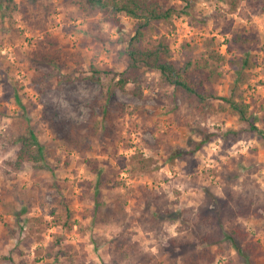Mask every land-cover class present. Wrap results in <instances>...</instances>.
<instances>
[{
  "label": "rangeland",
  "instance_id": "obj_1",
  "mask_svg": "<svg viewBox=\"0 0 264 264\" xmlns=\"http://www.w3.org/2000/svg\"><path fill=\"white\" fill-rule=\"evenodd\" d=\"M164 1L175 13L146 44L166 37L194 82L245 102L263 136L223 100L202 111L157 70L120 90L136 24L126 15L112 29L87 0L2 3L0 264H264V0ZM244 58L253 66L238 73L230 62ZM104 107L111 122L90 137ZM28 127L44 168L11 166ZM238 226L247 258L227 240Z\"/></svg>",
  "mask_w": 264,
  "mask_h": 264
},
{
  "label": "trees",
  "instance_id": "obj_2",
  "mask_svg": "<svg viewBox=\"0 0 264 264\" xmlns=\"http://www.w3.org/2000/svg\"><path fill=\"white\" fill-rule=\"evenodd\" d=\"M2 3H6V8L10 9V5H14V0H0V9H2ZM87 3L91 8L99 10L103 22L112 29L122 27L121 15L123 14L136 21L134 36L128 41L126 48L128 58L127 68L120 74V78L117 81V87L120 90L124 91L129 85L135 86L136 89H140L144 71L157 70L165 84L174 87V89L179 92H183L187 98L200 103L202 105V111H205L207 99L223 100L238 116L239 121L249 123L250 132L258 136H263V132L257 127L255 119L249 115V106L245 102L238 101L233 96L218 98L209 92H204L202 90L203 84L194 82L189 74L188 67H182L173 60L170 44L166 37L162 36L158 38L155 40L154 44H146L145 39L152 30V24L171 21L175 13V9L166 4L164 0H87ZM14 8H16V6ZM99 32L102 40H104L105 35L102 34L101 31ZM36 60L43 66H50L54 63V58L52 56L42 52L36 54ZM230 64L234 65V69H239L238 73L246 68L250 69L253 66V63L248 58L234 60L231 61ZM41 74L45 75L44 72H41ZM213 75L214 72L207 74V83H211ZM65 79L66 81H70L69 78ZM45 85L44 88L49 87L50 82ZM17 103L22 105L20 100H18ZM210 107H214V105L210 104ZM226 110L227 108L225 106H220V111L224 112ZM101 114L102 120L99 119L100 116L98 114L93 113L90 121L87 123V134L90 137L98 135L103 128V124L107 125V122H111V116L106 107L102 109ZM232 132L237 136L236 132ZM68 140L78 145L77 139ZM206 142L207 139L204 138L201 142L197 143V149H200ZM15 145L18 146V150L16 151L15 162L11 163V166L19 168L28 164L36 168L46 167V148L40 142L31 127L27 128V133L25 135L15 140ZM96 174L99 175L97 171ZM95 209L98 211L101 209V206L96 205ZM66 227L71 228L72 225L67 224ZM206 236L207 238L205 241H209L211 245L217 242L215 237L209 234ZM246 238V233L239 226L232 229L227 236V240H229L245 258H247V256L244 254V251L240 249L238 242L244 241Z\"/></svg>",
  "mask_w": 264,
  "mask_h": 264
}]
</instances>
